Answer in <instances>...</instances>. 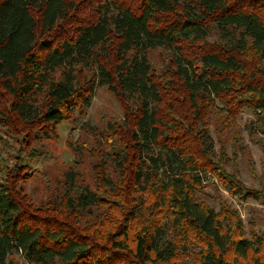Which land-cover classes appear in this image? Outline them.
Instances as JSON below:
<instances>
[{"label":"trees","instance_id":"16d2710c","mask_svg":"<svg viewBox=\"0 0 264 264\" xmlns=\"http://www.w3.org/2000/svg\"><path fill=\"white\" fill-rule=\"evenodd\" d=\"M161 49L171 60L156 72L149 55ZM103 87L124 110L105 135L111 167L96 166L103 195L70 175L64 205L75 218L106 204L124 214L99 247L27 207L16 184L42 154L13 148L12 168L1 167L0 264H175L195 244L194 264H264L261 235L246 238L235 211L195 196L211 173L239 198L264 200L213 162L204 128L216 103L227 120L243 108L264 117V0H0V127L19 125L27 145L51 137Z\"/></svg>","mask_w":264,"mask_h":264},{"label":"rangeland","instance_id":"374dc122","mask_svg":"<svg viewBox=\"0 0 264 264\" xmlns=\"http://www.w3.org/2000/svg\"><path fill=\"white\" fill-rule=\"evenodd\" d=\"M149 60L153 69L160 72L170 62L171 56L167 50H154ZM220 108L219 103H216L204 120L205 131L214 144L213 162L220 163L226 175L233 176L247 189H261L264 192V117L258 118L249 109L243 108L234 119L230 117L231 120H227ZM123 119V107L103 87L94 92L90 107L84 112H75L72 120L58 125L51 137L31 140L27 145L23 139L24 131L19 125L0 127V179H3L4 173L1 167L6 165L10 169L15 162L13 148L21 152V156L31 151L41 153L42 158L30 162V178L16 184L21 198L27 202L26 206L43 210L41 215L54 219L60 225H72L75 230L90 236L93 234L98 240V246L103 247L109 231L114 229L124 213L118 209L112 211V207L106 204L90 207L77 213L75 218V212L71 214L66 210L63 197L66 193L73 194L69 191L70 175L77 186L87 188L99 197L103 195L102 187L96 181V166L111 167V159L107 155L110 148L106 144L105 135L113 124L121 123ZM27 135L31 138L32 134L27 132ZM105 171L108 175L112 174L110 168ZM114 177L115 181L118 180L117 175ZM224 185L216 176L207 173L202 176V183L195 196L220 215L225 209L235 211L245 237L251 239L254 235H261L264 240V200L241 199L230 193ZM138 199L142 200L144 206H148L153 195L151 197V193H144ZM135 230L134 225L130 230V240ZM193 239L192 235L187 237L189 246L195 242ZM199 246L192 245L187 253L178 254L173 262L194 264V255L199 251ZM7 264L26 263L19 255H13Z\"/></svg>","mask_w":264,"mask_h":264}]
</instances>
